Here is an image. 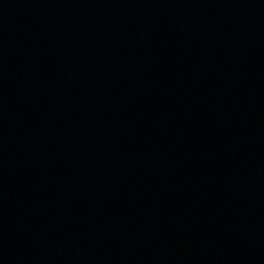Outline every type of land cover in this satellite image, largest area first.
<instances>
[{
  "label": "water",
  "instance_id": "1",
  "mask_svg": "<svg viewBox=\"0 0 264 264\" xmlns=\"http://www.w3.org/2000/svg\"><path fill=\"white\" fill-rule=\"evenodd\" d=\"M0 264H264V0H0Z\"/></svg>",
  "mask_w": 264,
  "mask_h": 264
}]
</instances>
